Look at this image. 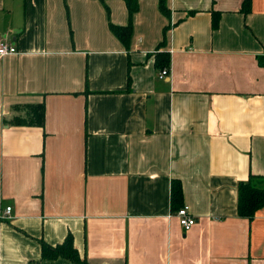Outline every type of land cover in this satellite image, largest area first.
<instances>
[{"label":"crops","instance_id":"crops-1","mask_svg":"<svg viewBox=\"0 0 264 264\" xmlns=\"http://www.w3.org/2000/svg\"><path fill=\"white\" fill-rule=\"evenodd\" d=\"M242 1L138 0L125 46L124 0H0L17 48L0 56V264H77L41 258L69 232L89 264H264V206L236 208L264 174V0ZM37 103L42 125L14 120Z\"/></svg>","mask_w":264,"mask_h":264},{"label":"trees","instance_id":"trees-1","mask_svg":"<svg viewBox=\"0 0 264 264\" xmlns=\"http://www.w3.org/2000/svg\"><path fill=\"white\" fill-rule=\"evenodd\" d=\"M128 10V21L125 24H114L109 22L110 30L128 46L132 32L131 18L132 14L138 8V0H124ZM250 0L242 1V10L249 9ZM107 12L108 7H106ZM159 8L163 12H168L165 0H159ZM217 16L212 19V26H216ZM166 28V27H165ZM164 28V32H165ZM164 40V37H163ZM263 56V55H262ZM262 56H259L261 59ZM169 54L167 51H159L155 56V64L157 66L168 65ZM129 84V76L127 77ZM28 114L18 116L14 120L29 124L42 125L44 121V105L43 103L28 104ZM182 197L181 182L177 178H172L170 183V201L172 206H180L179 201ZM179 205V206H178ZM264 206V174L249 172L245 180H241L237 184L236 208L240 216L251 218L255 212ZM41 258H56L59 256L68 258L77 264H89L85 255H81L73 243L72 234L69 232L62 241L54 244L48 243L43 239H39Z\"/></svg>","mask_w":264,"mask_h":264},{"label":"built area","instance_id":"built-area-1","mask_svg":"<svg viewBox=\"0 0 264 264\" xmlns=\"http://www.w3.org/2000/svg\"><path fill=\"white\" fill-rule=\"evenodd\" d=\"M17 48L14 42L3 38L0 40V56L16 53ZM169 68L163 67L158 71V76L163 77L168 74ZM11 210V206L7 205L4 208V212L2 217H6ZM174 214L177 216L179 224L185 229L188 230L196 221L195 216L190 212L189 205L187 203L181 204L178 208H176Z\"/></svg>","mask_w":264,"mask_h":264}]
</instances>
